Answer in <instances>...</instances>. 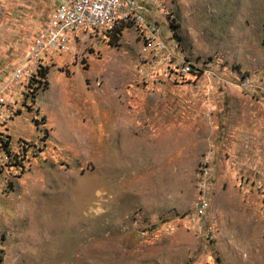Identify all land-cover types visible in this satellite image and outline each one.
Instances as JSON below:
<instances>
[{
    "label": "rangeland",
    "instance_id": "1",
    "mask_svg": "<svg viewBox=\"0 0 264 264\" xmlns=\"http://www.w3.org/2000/svg\"><path fill=\"white\" fill-rule=\"evenodd\" d=\"M56 7L0 0V264H264V0H161L170 60L78 33L11 82Z\"/></svg>",
    "mask_w": 264,
    "mask_h": 264
},
{
    "label": "built area",
    "instance_id": "2",
    "mask_svg": "<svg viewBox=\"0 0 264 264\" xmlns=\"http://www.w3.org/2000/svg\"><path fill=\"white\" fill-rule=\"evenodd\" d=\"M160 2L161 0H57L56 10L48 24L35 37L19 67L12 71L11 82H18L31 67L38 69L46 56L63 51L69 39L78 33L111 34L116 28L132 27L144 40L148 53H152L154 58L157 55L170 60L169 57H174L173 50L177 43L170 30L171 20L164 17L162 10L153 13L152 8L158 7ZM177 66L182 73L196 72L188 59L181 60ZM38 77L41 78L39 75ZM242 87L249 89L251 84L246 81ZM252 172L254 174L255 171ZM253 182L252 180V185ZM198 192L194 213L197 217H202L209 206V187L203 185Z\"/></svg>",
    "mask_w": 264,
    "mask_h": 264
},
{
    "label": "crops",
    "instance_id": "3",
    "mask_svg": "<svg viewBox=\"0 0 264 264\" xmlns=\"http://www.w3.org/2000/svg\"><path fill=\"white\" fill-rule=\"evenodd\" d=\"M55 2H56V4H57V0H55ZM261 137H262V138H259L258 142H257V140H256V142H255V144H254L255 149L258 148V150H259V148H263V147H264V135L261 136ZM257 143H258V144H257ZM256 156H261V155H260V153L258 152V153L256 154Z\"/></svg>",
    "mask_w": 264,
    "mask_h": 264
},
{
    "label": "trees",
    "instance_id": "4",
    "mask_svg": "<svg viewBox=\"0 0 264 264\" xmlns=\"http://www.w3.org/2000/svg\"><path fill=\"white\" fill-rule=\"evenodd\" d=\"M171 27L174 28L172 24H171ZM121 29H122V28H121ZM121 29H120V28H119V29H116L117 31L115 30L114 36L119 35ZM113 32H114V31H113ZM113 32H112V33H113ZM38 75H39L42 79H44V78H45V75H46V71H40V72L38 73Z\"/></svg>",
    "mask_w": 264,
    "mask_h": 264
}]
</instances>
